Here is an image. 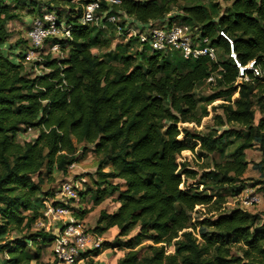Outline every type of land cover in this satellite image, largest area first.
Returning a JSON list of instances; mask_svg holds the SVG:
<instances>
[{"label": "trees", "instance_id": "obj_1", "mask_svg": "<svg viewBox=\"0 0 264 264\" xmlns=\"http://www.w3.org/2000/svg\"><path fill=\"white\" fill-rule=\"evenodd\" d=\"M89 1L0 0V257L8 256L3 264H49L42 256L55 235L36 226L44 218L45 202L56 195L44 189L45 177L68 175L80 161L79 153L86 151L79 146L85 149L86 144H94L100 157L95 205L116 193L119 205L113 212L101 211L93 228L103 234L116 227L118 233L82 258L92 262L103 251L119 248L126 253L116 264H264L260 214L241 206L224 209L228 196L238 197L256 185L243 180L249 166L246 150L255 143L263 153L257 167L264 170V118L255 125L257 102L264 109V94H259L264 93V78L238 89V68L229 45L218 36L223 29L232 37L242 63L256 58L264 65V0H231L216 15L202 4L173 13L183 0H101L102 10L125 13L141 23L170 16L199 24L228 56L219 62L140 50L133 37L124 41L121 36L112 46L118 37L112 24L81 23ZM44 9L70 24L72 37L59 40L67 57H48L46 70L33 75L23 63L27 51L10 41L9 24L21 18L22 10L36 17ZM94 47L107 48V59L94 53ZM219 66L223 70L216 90L198 97L197 87ZM219 99L229 102L219 105L216 125L237 123L247 128V137L233 129L220 135L217 128L194 135L188 127L181 130L180 124L201 125L208 105ZM29 128L38 129V135L20 142L18 137ZM199 144L205 154L233 146L228 158L209 171L213 183L205 176L197 180L198 172L179 160L183 151H194ZM116 178L122 183H114ZM189 179L197 181L183 188ZM223 189L227 193L217 191ZM199 205L214 213L194 217ZM73 209L79 219L92 210Z\"/></svg>", "mask_w": 264, "mask_h": 264}, {"label": "built area", "instance_id": "obj_2", "mask_svg": "<svg viewBox=\"0 0 264 264\" xmlns=\"http://www.w3.org/2000/svg\"><path fill=\"white\" fill-rule=\"evenodd\" d=\"M107 1L120 2V0ZM169 17L141 23L125 13H110L102 10L101 0H92L83 5L80 21L83 24H95L102 27L112 24L117 35L124 36L126 41L132 37L137 38L140 50L148 47L150 50H157L167 55L178 52L187 59L206 56L212 61L219 62L220 54H224L223 48L212 44L211 37L203 34L199 24L171 20ZM26 36L29 43L26 57L30 60L42 53L49 44L52 50H59V40L71 38L72 27L65 21H59L55 12L43 11L41 15L33 19L26 31ZM218 36L229 45V56L238 68V76L234 82L238 89L244 83L264 78V65L261 61L254 58L247 63H242L234 50L232 37L223 29L218 31ZM222 70V66H219L206 79V82L216 85L217 79L222 77L220 73ZM79 184L80 181L77 180L63 181L58 191L59 197L54 199L58 203L54 204V200L46 201L44 218L36 223L37 227H44L55 235L51 251L54 259L60 264H79L85 259L82 258V253L101 248L104 242L103 236L92 231L86 225L85 219H79L74 214L73 206L77 204L80 207V201L76 202L80 199ZM245 191L248 193L241 199V207L248 210L249 206L259 203L261 197L249 188Z\"/></svg>", "mask_w": 264, "mask_h": 264}, {"label": "rangeland", "instance_id": "obj_3", "mask_svg": "<svg viewBox=\"0 0 264 264\" xmlns=\"http://www.w3.org/2000/svg\"><path fill=\"white\" fill-rule=\"evenodd\" d=\"M231 0H188V1H180L177 3V5L173 9V13H178L179 11H183V7L186 5H191V4H202L204 5L209 11H211L212 15H216V12H224L226 7L231 4ZM216 4L217 6L215 7V12H213V5ZM43 11H48V10H43ZM35 18L34 15H28L27 10H22L21 18H18L9 24V29L11 31V37L10 41L12 43H16L17 45H20V48L23 50L25 49L28 51L29 49V43L27 41V36H26V31L28 27L30 26L31 22ZM107 34H110L107 32ZM121 37L115 38L113 41V45L118 42H121ZM126 41V40H124ZM137 48V47H136ZM108 51L107 48L105 47H94L93 52L99 54L100 56L104 57L107 59L106 52ZM68 56V49L64 51L61 47L59 50H52L51 44L47 45L42 53L37 55L36 57L32 59H23V63L26 66V68L35 74H39L46 69L42 67V63L50 57V58H58L62 59L64 57ZM225 58H228L227 55L220 54V59L224 60ZM216 90V85H211L210 83H203L200 84L197 89H196V94L198 97H206L213 93ZM239 93H235L232 100H234ZM259 94H264V93H259ZM229 101L219 99L208 105V111L209 115L204 117L202 120L201 125H197L196 123H186V124H180L181 130H183L184 127H188V129L191 131V133L198 134V133H208L211 128H217L218 130V135L222 134L225 129H233L238 132H240L244 137H247L249 132L247 128L237 124V123H227L225 126H217L216 125V120H215V115L217 113L221 114L222 113V108L219 107L222 103H228ZM257 102V98H256ZM264 102V101H263ZM256 119H255V125L259 123L260 118H264V109H261L259 103L257 102L256 104ZM39 133L38 129H28L27 132L24 134L20 135L18 137V140L20 142H24L27 140H31L35 138ZM185 133H182L180 135V138H185ZM236 141H239L240 138L235 136ZM200 144L198 147L194 150H188V151H183L179 160L181 162L188 163V167L197 171L198 176L197 180L200 179L202 176H205L208 178V181L210 183H213V180L210 178L209 171H212L214 169V164L216 162H224L227 158L228 155L231 153L233 150V146H229L227 150L224 153H208L205 154L201 152L199 149ZM94 144H86L85 149L83 145L79 146V151H82V149L85 151L84 154L79 153L81 156V159L78 163L70 166L69 168V174L68 175H57L54 180H50V177H45V183H44V189H51L55 190V197L54 199H58V191L60 189V185L63 181L66 180H74V181H80L78 191L84 192V197L79 196L80 199H77L76 202H79V205L82 206L83 208L86 209H92L86 216L85 222L86 225L94 231V227L98 224V219L100 216L101 211H107V212H113L117 209L118 203L116 201V197L119 195V193H116L112 196H109L108 198L105 199L104 202H102L99 205H95L94 200H95V189H96V170H97V164L99 161V158L95 151H94ZM247 153V159L249 161V166L246 170V172L243 175V180L247 181L249 184L250 183H256L255 186H250L249 190L255 191V193L259 194L261 197V200L259 203L253 204L248 207V210L254 213H259L262 222H264V191L262 190L261 187L264 186V170L258 169L257 165L261 162L263 158V153L261 150V146L259 143H255V145L252 148H249L246 150ZM105 170H109L108 167H106ZM46 172L44 171V174ZM83 178V179H81ZM210 179V180H209ZM195 179H189L186 181V184H182L181 186L183 188H187L191 185H194L195 182L197 181ZM114 183H122V180L120 179H112ZM201 188L203 187L202 185L200 186ZM93 189V190H90ZM208 192H213V190H206ZM220 193H227V190L225 191L224 189L219 191ZM248 192L243 191L238 197L235 196H228L227 197V202L224 204V209L225 210H230L232 208L238 207L242 205L241 199L245 197V195ZM48 202L50 200H47ZM52 201V200H51ZM73 207L78 208L79 206L75 204ZM199 211L197 213H194V217L196 218H203L204 216H210L214 212H209V209L199 205L197 208ZM52 229V227H51ZM118 233V228H111L107 232L100 234L103 236L104 241L105 240H113L115 235ZM135 233V231L133 232ZM132 233V234H133ZM10 238V236H9ZM8 238V239H9ZM169 252L173 251V247H170L168 250ZM126 253V249H107L103 251L100 255L94 257L92 262H89V258L84 259L83 261L79 262V264H116L118 259L122 257ZM8 256L2 255L0 257V264L4 263V260L7 259ZM42 260L45 262H48L49 264H60L58 260L54 259V255L51 251V246H48L44 249V253L42 256Z\"/></svg>", "mask_w": 264, "mask_h": 264}, {"label": "crops", "instance_id": "obj_4", "mask_svg": "<svg viewBox=\"0 0 264 264\" xmlns=\"http://www.w3.org/2000/svg\"><path fill=\"white\" fill-rule=\"evenodd\" d=\"M115 228V227H114Z\"/></svg>", "mask_w": 264, "mask_h": 264}]
</instances>
